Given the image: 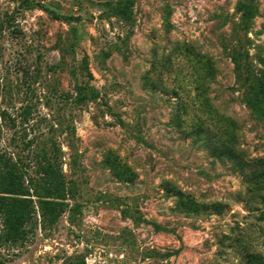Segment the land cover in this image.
Returning a JSON list of instances; mask_svg holds the SVG:
<instances>
[{"label":"rangeland","instance_id":"obj_1","mask_svg":"<svg viewBox=\"0 0 264 264\" xmlns=\"http://www.w3.org/2000/svg\"><path fill=\"white\" fill-rule=\"evenodd\" d=\"M261 80L264 0H0V264H264Z\"/></svg>","mask_w":264,"mask_h":264},{"label":"trees","instance_id":"obj_2","mask_svg":"<svg viewBox=\"0 0 264 264\" xmlns=\"http://www.w3.org/2000/svg\"><path fill=\"white\" fill-rule=\"evenodd\" d=\"M248 59H250V55H248V54H244V55L239 54L238 57L232 59L233 60V63L235 64V66L239 62H242V63L244 62V64H245L244 70L243 69L242 70L239 69V67L237 68L238 69V72L241 73V71H242V73L243 72H246L247 74H250V73L252 74L253 73L251 64H249L247 62ZM261 77H263L262 76V73H261ZM257 93H258V96L257 97L259 99V102L256 103L254 113L256 114V116L260 120H263L264 121V81L263 80H261V84H260V87H259V91Z\"/></svg>","mask_w":264,"mask_h":264}]
</instances>
